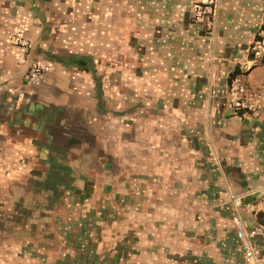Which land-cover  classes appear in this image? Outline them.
Instances as JSON below:
<instances>
[{
  "label": "crops",
  "instance_id": "obj_1",
  "mask_svg": "<svg viewBox=\"0 0 264 264\" xmlns=\"http://www.w3.org/2000/svg\"><path fill=\"white\" fill-rule=\"evenodd\" d=\"M198 2L0 0V263L250 264L234 193L264 264V112L229 92L264 89V0Z\"/></svg>",
  "mask_w": 264,
  "mask_h": 264
},
{
  "label": "built area",
  "instance_id": "obj_2",
  "mask_svg": "<svg viewBox=\"0 0 264 264\" xmlns=\"http://www.w3.org/2000/svg\"><path fill=\"white\" fill-rule=\"evenodd\" d=\"M215 11L216 0H199L197 3L196 12L201 16L210 18ZM25 29V27L19 29L15 40V42L23 48L18 54L21 59L25 57L26 49L30 46L28 39L24 37ZM253 55L256 61L264 59V19L254 37ZM51 69L52 65L50 63L34 62L29 66L24 75L25 82L32 86L40 85L45 81L47 73ZM229 92L230 106L236 114L241 112L258 116L264 112V89H255L248 86L243 74L234 73L232 75L229 84ZM228 197L235 209L233 220L239 224L237 235L242 241L245 259L250 264H260L261 249L251 240L255 230H248L247 227L243 225V220L240 215V208L245 203V194L229 193Z\"/></svg>",
  "mask_w": 264,
  "mask_h": 264
}]
</instances>
